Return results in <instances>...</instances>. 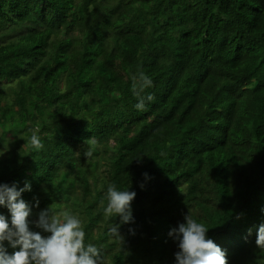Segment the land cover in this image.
<instances>
[{"label": "trees", "instance_id": "16d2710c", "mask_svg": "<svg viewBox=\"0 0 264 264\" xmlns=\"http://www.w3.org/2000/svg\"><path fill=\"white\" fill-rule=\"evenodd\" d=\"M138 71L153 81L144 111ZM263 125L264 0H0V184L31 185L30 221L77 215L106 264H176L169 232L189 214L228 264H264V142L243 143ZM109 185L137 193L134 222L105 216Z\"/></svg>", "mask_w": 264, "mask_h": 264}, {"label": "clouds", "instance_id": "9594fccd", "mask_svg": "<svg viewBox=\"0 0 264 264\" xmlns=\"http://www.w3.org/2000/svg\"><path fill=\"white\" fill-rule=\"evenodd\" d=\"M231 48L232 45L227 44L226 49ZM257 51L258 46L256 54ZM152 85V79L143 71L132 76L131 91L138 101L135 104L137 110L144 111L147 103L154 100L152 94H146ZM31 131L30 140L26 143L36 150L43 149L44 145L38 135L40 129ZM263 133L264 125L257 126L243 138V143L264 142ZM171 150L182 155L186 153L188 144L185 138L177 137L171 144ZM85 155L90 157L91 150H87ZM144 175L148 176L147 173ZM30 190V184L19 189L16 184H0V206H5L11 213V224L4 215H0V264H106L102 248L91 242L85 244L86 233L82 221L70 211L58 214L50 207L39 213L37 221H30L31 208L21 198L23 192ZM136 195L135 191H120L115 185H109L105 216H119L121 224L134 222L132 202ZM185 221L169 232L179 248L175 253L176 264H228L226 252L208 238L209 229L190 214L185 216ZM30 223H35L37 228L51 235L45 237L38 231L30 230ZM119 228L120 224H114L109 234L121 238ZM130 231L134 234V230ZM5 241L12 249L18 250L9 254ZM256 244L264 250V225L259 226Z\"/></svg>", "mask_w": 264, "mask_h": 264}, {"label": "rangeland", "instance_id": "374dc122", "mask_svg": "<svg viewBox=\"0 0 264 264\" xmlns=\"http://www.w3.org/2000/svg\"><path fill=\"white\" fill-rule=\"evenodd\" d=\"M247 124H248V121L246 119H243V118H242L241 122L233 121V122L230 123L229 126H227L225 128V130H224L225 135L227 137H233L235 135H245L246 134V125ZM53 132H54V128L51 127V128H49L48 132L39 133V135H41V136L42 135H47L48 136L50 133H53ZM122 139L125 142V139L124 138H122ZM147 153L149 155H151L154 152L149 151ZM250 160H253V159H250ZM125 161H126V159H125ZM250 188L251 187H248L246 189V191L249 190Z\"/></svg>", "mask_w": 264, "mask_h": 264}]
</instances>
